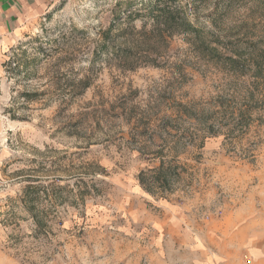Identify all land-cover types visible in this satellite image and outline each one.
Listing matches in <instances>:
<instances>
[{"label":"rangeland","instance_id":"374dc122","mask_svg":"<svg viewBox=\"0 0 264 264\" xmlns=\"http://www.w3.org/2000/svg\"><path fill=\"white\" fill-rule=\"evenodd\" d=\"M174 2L51 0L0 48V264H264V0Z\"/></svg>","mask_w":264,"mask_h":264},{"label":"crops","instance_id":"0c3cea01","mask_svg":"<svg viewBox=\"0 0 264 264\" xmlns=\"http://www.w3.org/2000/svg\"><path fill=\"white\" fill-rule=\"evenodd\" d=\"M50 2L51 0H0V48H8L27 33L50 7ZM218 261L214 264H230L221 258Z\"/></svg>","mask_w":264,"mask_h":264},{"label":"trees","instance_id":"16d2710c","mask_svg":"<svg viewBox=\"0 0 264 264\" xmlns=\"http://www.w3.org/2000/svg\"><path fill=\"white\" fill-rule=\"evenodd\" d=\"M154 1L159 7H160V4L161 5L164 4V6H165L166 4L169 3L171 5V8H168L167 10H162V12L164 11L163 13L160 12L159 15H156V17L154 19L157 22L165 21L166 24H168L171 20H173L175 18V17H173V13L177 17V15L175 14V13H178L177 2H174V0H154ZM177 19H178V17H177ZM183 28H185L186 31L189 30L188 32H193L192 35L195 36L197 42L200 43L199 45L203 46L202 51H204L205 55H207L209 53V55L215 56L216 54H218L219 49L224 47V44L222 42H220L219 39H217L218 36L213 31H210V30L205 31L203 29L200 30V29L194 28L193 24L191 22H188V21L187 22L184 21ZM237 32H235V33H237ZM234 47L239 49L240 44L234 45ZM215 57L221 58V55H219V57H218V55Z\"/></svg>","mask_w":264,"mask_h":264}]
</instances>
